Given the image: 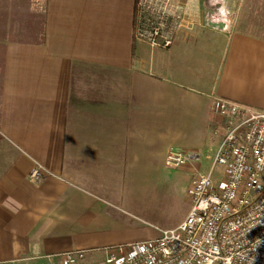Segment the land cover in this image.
<instances>
[{
	"label": "crops",
	"instance_id": "obj_1",
	"mask_svg": "<svg viewBox=\"0 0 264 264\" xmlns=\"http://www.w3.org/2000/svg\"><path fill=\"white\" fill-rule=\"evenodd\" d=\"M136 1L0 0V264L76 249L95 264L156 237L141 191L173 146L215 149L211 96L264 109V35L187 22L151 46L134 37ZM177 1L203 14L205 0Z\"/></svg>",
	"mask_w": 264,
	"mask_h": 264
},
{
	"label": "built area",
	"instance_id": "obj_2",
	"mask_svg": "<svg viewBox=\"0 0 264 264\" xmlns=\"http://www.w3.org/2000/svg\"><path fill=\"white\" fill-rule=\"evenodd\" d=\"M204 24H221L228 31L225 0H205ZM146 12L134 36L151 46L168 48L181 28H188V11L177 0H143ZM216 116L212 133L216 147L206 171H196L189 190V209L173 228H158L150 239L107 246L95 264H264V109L212 95ZM193 158L170 149L165 163L177 168ZM222 166L218 182L214 170ZM36 162L29 178L41 177ZM82 249L61 254V264H76Z\"/></svg>",
	"mask_w": 264,
	"mask_h": 264
},
{
	"label": "rangeland",
	"instance_id": "obj_3",
	"mask_svg": "<svg viewBox=\"0 0 264 264\" xmlns=\"http://www.w3.org/2000/svg\"><path fill=\"white\" fill-rule=\"evenodd\" d=\"M142 1L143 0L136 1V23L141 18V16L147 13L146 9L139 5V3ZM225 1V6L227 4L230 6V3H227L228 0ZM205 7L206 2H204V10ZM231 7L233 9V13L236 11L235 16L232 13L231 17L227 15L229 10L226 12V15L230 19L227 21V25L228 27L230 25L229 29H231V31L234 29V25L236 27L234 22L237 24L240 22L241 25L248 28L249 31L264 35V0H236L234 6L231 5ZM194 8L195 10H198V6ZM193 13L194 12L191 11L188 12V23L204 24V14H200L199 12H196V14ZM172 149L179 150L180 148L173 146L171 150ZM212 150V145L209 146L206 144V142H204V145H202L200 150L195 149L190 151V154L193 155V158H190V160L186 161L185 163H190L191 160L197 161V159L200 157V168H195L194 165L189 163H184L185 165L182 164L184 166L181 165L177 168L168 166L165 161L164 167L161 165V163H159L156 172L154 174H150V179L145 186L146 188L141 191L139 198L141 216L146 219V221L156 224L158 228H165L170 225L173 228L176 226L177 220L180 218V216L183 220L184 215L187 214L186 212H188L187 210L189 209L188 190L191 178L196 171L203 172L207 170V167L210 163ZM169 151L170 149L166 152V155ZM183 152L188 151L184 150ZM221 173L222 166L217 165L213 173L215 182L219 181Z\"/></svg>",
	"mask_w": 264,
	"mask_h": 264
},
{
	"label": "trees",
	"instance_id": "obj_4",
	"mask_svg": "<svg viewBox=\"0 0 264 264\" xmlns=\"http://www.w3.org/2000/svg\"><path fill=\"white\" fill-rule=\"evenodd\" d=\"M135 26H136V22H135Z\"/></svg>",
	"mask_w": 264,
	"mask_h": 264
}]
</instances>
